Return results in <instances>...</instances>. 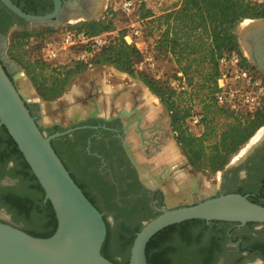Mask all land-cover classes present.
I'll return each mask as SVG.
<instances>
[{
    "label": "flooded vegetation",
    "instance_id": "flooded-vegetation-1",
    "mask_svg": "<svg viewBox=\"0 0 264 264\" xmlns=\"http://www.w3.org/2000/svg\"><path fill=\"white\" fill-rule=\"evenodd\" d=\"M12 1L33 14H44L54 7V0ZM96 1H90L88 8H94ZM250 24L254 23H247ZM15 29L31 28H27L26 21L15 16L0 1V58L12 77L18 70L7 61L3 51L10 33ZM243 30L244 28L240 33V45L246 51ZM260 39L264 45V33L260 35ZM248 56L253 67L264 78V57L255 58L249 53ZM95 84L100 86L102 83L95 82L92 86ZM79 92L82 96L75 93L76 98H71V103L79 108L83 109L93 101L99 102V91L93 93L83 87ZM71 93L72 91L66 95L69 97ZM66 95L56 102L55 109L68 103ZM110 102V98L109 102L100 101V104L105 103L110 109L106 114L84 112L80 118L66 123L61 122L65 119L54 110L45 114L51 121L42 124L43 108L34 102L29 104V109L46 135L54 136L51 140L53 147L86 196L103 213L110 233L109 259L120 264L113 253L118 250L119 245H129L133 234L146 221L159 214L167 201L174 204L189 196L190 192L198 191L195 190L197 184L191 175L194 171L185 163L183 156L179 155L178 161H183V164L175 173L177 167H173L174 163L167 154L168 145L172 141L174 143V140L165 118L162 121L159 116L161 121L157 123L153 109H144L127 117L125 114L121 115L124 108L118 109ZM134 106L137 104L132 107ZM148 110L153 115L150 122H146ZM63 112L66 113L67 110ZM50 117H56L60 121ZM131 136L134 139H130ZM10 137L7 128L0 125V202L8 200L17 203L30 198L38 202L41 190L29 180L31 175L16 156L15 144ZM132 153L138 163L132 160ZM140 153L149 160L157 158L162 161L141 163L137 158ZM29 182L34 185L33 188H29ZM243 182L250 187H244ZM171 192H174L173 195ZM230 192L242 193L264 205V138L245 159L226 169L221 178V187L215 195ZM172 197L174 203L169 201ZM44 201L46 202L45 198ZM27 209L22 207L18 210L23 214ZM0 221L31 233L29 230L32 228L11 221L2 211ZM152 239L150 241L159 264H264V223L241 225L230 221L207 222L194 219L169 226Z\"/></svg>",
    "mask_w": 264,
    "mask_h": 264
},
{
    "label": "trees",
    "instance_id": "trees-1",
    "mask_svg": "<svg viewBox=\"0 0 264 264\" xmlns=\"http://www.w3.org/2000/svg\"><path fill=\"white\" fill-rule=\"evenodd\" d=\"M258 18H264V0H182L179 7L160 16L159 19L162 21L164 29L156 41L155 48L158 52L166 55L171 54L178 67L177 70L186 75L190 89L184 92L176 91L166 81L154 79L143 70L138 69L142 53L135 45L126 43L124 40L126 32L109 39V42L88 62L73 60L67 64L54 65L43 59V47L40 55L37 52L39 56L28 58V50L25 49V46L31 39H41L56 30L25 29L15 37L11 56L22 65L32 84L45 101H51L63 95L72 79L91 65L109 64L120 71L137 75L169 111L170 127L174 133L175 142L189 165L204 174H216L226 168L231 157L264 125V100L260 109L255 113L234 112L219 106L227 113V121L219 125L213 123V119L205 117L203 112L195 109L191 98L194 93L192 89L197 83L196 75H199L200 89H206L208 101L214 100L216 104L215 93L220 73L218 59L226 52H242L237 27L246 19ZM65 29L85 31L89 35L112 31L111 20L107 18L81 21ZM187 94L190 97H187ZM194 113L201 115L199 125H204V131L201 134L191 130L189 119ZM10 138L15 144L16 156L42 194L38 197V202H34L30 198L23 202L8 201L7 203L16 210L27 207L25 213L30 217L33 208L40 215L43 211L46 217L36 228L29 231L30 234L39 237L51 236L58 225L53 205L49 200L44 201L43 187L15 140L12 136ZM250 199L257 202L253 198ZM135 236L136 234H133L129 246L124 245L120 250V253L124 254V260L123 262L119 261L120 264H128L130 248ZM151 240L153 241V239ZM152 241L147 245L148 262L149 264H159V258L154 254L152 248ZM109 248L110 233L107 223V235L102 246V254L108 259L110 258Z\"/></svg>",
    "mask_w": 264,
    "mask_h": 264
},
{
    "label": "water",
    "instance_id": "water-1",
    "mask_svg": "<svg viewBox=\"0 0 264 264\" xmlns=\"http://www.w3.org/2000/svg\"><path fill=\"white\" fill-rule=\"evenodd\" d=\"M11 12L27 23V28L58 30L81 20H97L105 0H97L88 8L84 0H54V7L44 14L26 12L12 0H0ZM244 22L263 23L264 19ZM18 72L24 71L8 60ZM17 74L12 77L0 58V125H4L17 143L33 173L45 191L56 213V231L48 237L32 235L12 224L0 221V264H115L102 254L107 235L103 213L86 196L52 145V138L42 130L29 109L30 103L18 86ZM140 121V120H139ZM264 138L256 139L248 149ZM132 160L138 163L131 154ZM243 158L236 159L239 163ZM227 166V169L232 167ZM200 219L247 223H264V205L247 195L230 192L207 196L197 202L170 205L167 201L160 213L146 221L136 233L130 248L128 264H149L147 245L161 230L188 220Z\"/></svg>",
    "mask_w": 264,
    "mask_h": 264
},
{
    "label": "rangeland",
    "instance_id": "rangeland-1",
    "mask_svg": "<svg viewBox=\"0 0 264 264\" xmlns=\"http://www.w3.org/2000/svg\"><path fill=\"white\" fill-rule=\"evenodd\" d=\"M90 1H92V0H88L86 2V4H89ZM181 1L182 0H136V3H137L136 11L131 15H127V14L122 13L119 10V8H118L119 0H105L104 7H103L98 19L107 18V19L111 20V30L112 31H110L111 34L109 35V39H113L114 37L120 36L122 34V32H127L132 23L137 22L138 20L140 21L142 19L144 21V23H143V38H142L141 47L143 50L147 49L149 51H154L156 53L157 67H158L157 69H158V73L161 75L160 80L168 81L169 79L176 78L178 76L177 75L178 67L174 63V60H173V57L171 54L166 55L164 53L158 52L155 48L156 47V41L159 38L161 31L164 29V25H163L162 21L159 19V17L164 15L168 11L179 7L181 4ZM91 8H93V7L91 6ZM81 21H84V20H81ZM81 21H78V22H81ZM244 21L241 22L237 27V34H238L239 43H240V33L242 32V29L245 27ZM78 22L68 23V24L62 26L60 29H65L68 26L76 24ZM61 32L62 31L59 30L58 34L56 33L57 34L56 36L60 37ZM20 33H21V29H15L10 33V36L6 42V47L3 51V55L6 59L14 61L18 65H20V64L11 56V48H12V45L14 44L15 37ZM45 37L46 36L42 37L41 39H36V38L31 39L30 42L27 44V46H25V49L28 50V52H27L28 58H34L35 55H38V53L40 55L41 48L43 47V44H44L43 40L45 39ZM18 39H20V38H18ZM79 52H80V49H67L61 54V57L59 60L51 62V63L54 65L70 63L74 59H76ZM247 55H248V53H247ZM20 67H22V65H20ZM203 67H206V65H203ZM143 71L145 73H147L149 76L154 77V79H157L154 76L153 72L147 71V70H143ZM200 81H201L200 76L196 75V82L197 83H196L195 87L192 89V91L194 90V93L191 96L192 103H193L195 109L204 113L205 117H207L209 119H213V123H215V124L218 123L219 125H222L223 123H225L227 121V119H226L227 113L223 109H221L219 106H217L215 104L214 100L208 101L207 90L206 89L205 90L200 89ZM17 82H18V85L20 86L21 90L25 94V90H24L25 88L22 87L23 86L22 81L18 78ZM25 82H26V84L29 85L27 77L25 79ZM95 82L102 83L103 85L101 84L99 86V85L95 84L94 86H92V83H95ZM101 86L102 87L103 86H111L113 89L121 88L118 91L124 92L123 95L120 96V98H117L114 95L108 96V97H110L111 103H114L113 104L114 106L119 107L118 109L124 108L123 110H127V111L131 112L132 110H129V109H133L132 106L136 103L137 106H134V107L140 111H143L144 109L155 110L154 117H155L156 122L159 123L161 120L163 121L165 118L166 123L168 124L169 129L171 131L173 140L175 141L174 133L170 127L169 111L161 103L160 99L158 97H156L150 91V89L144 84V82L137 75H131L130 73L120 71L117 68H115L113 65H109V64H97V65L95 64V65L88 66L84 72L80 73L79 75H77L76 77H74L72 79L71 83L69 84V86L67 87V89L63 95H61L60 97H58L54 100H51V101H45L42 99L45 102L44 108L47 105L46 111H44V108H43L44 117L41 120L42 124H48L49 121H51V120L46 118L45 114L48 115L51 112L50 110L48 111L49 108L55 109L56 108L55 107L56 102L62 100L64 98V95H66L72 91L71 95H69L70 99L74 96V93H77L76 94L77 96H82L79 91H80V88H83V87H85L88 90H94V91L100 92L102 90ZM136 89L143 90L146 93V95L151 99V102L150 103H143L141 100H138L137 96H133V92ZM130 93H132L131 96H130ZM126 95H127V97H129L128 102H130V103L126 102V98H127ZM186 96L190 97L188 94ZM37 97L40 98L38 94H37ZM74 98H76V96H74ZM204 99H207V100L204 101ZM95 100H96V98H95ZM98 101H99V99H98ZM74 104L75 103H73L72 106H70L69 108H72L74 106ZM158 108H161L162 112ZM55 110H57V109H55ZM62 113H65V112L62 111ZM66 113H68V112H66ZM163 113H164V115H163ZM152 116L153 115L151 113V110L150 111L148 110L147 116H146V122L152 121ZM159 116H161V120H159V118H158ZM50 119L53 120V119H56V117H54V118L50 117ZM56 120L60 121V119H56ZM61 122H65V121H61ZM161 126H164V125H161ZM190 127H191V130L197 134H201L204 131V125L203 124L198 125V126H190ZM220 130H221V126H220ZM262 130H264V125L262 127H260L255 132V134L244 145H242L240 150L231 157L229 164H232V165L237 164V162L235 160L238 159V157L245 159L248 156V154L250 152H252L254 147L251 149V151L249 153H248L247 149L248 148L250 149L251 145L253 144L254 139L260 135ZM130 139H134V138L132 137ZM135 146H136V144H135ZM167 149H168L167 154L170 155V159L174 163L173 167H177L176 171H175V173H177L180 170V166L183 164L182 163L183 161H178V159H179L178 148L175 145V143H173V141H172L171 144L168 145ZM137 158L141 160V163L156 162L157 160L159 163V161H162L161 159H157V158L149 160V159H147L146 156H144L141 153L139 154V156H137ZM184 161H185V163H187L189 165L185 156H184ZM227 166L225 169L217 172L216 174H204L203 172L194 170L193 167L190 166L192 171L196 172V173L193 172V174H191V175H192V179L194 178V180L197 179V181H198V184L196 183L197 185L195 187V190H197L198 192H196V193L190 192V194H193L192 196H190V194H189V196L182 198V199H179L176 203H174L171 199L169 201L171 203L172 202L174 203L171 205H184V204H188L190 202H197L198 200H202L207 196L215 195L217 193V190L221 187V178L224 175V173L226 172ZM142 173L144 174V172H142ZM191 175L187 174L186 176L191 178ZM29 180L31 181V178ZM210 186H214V189H213L214 191L211 190L213 192L208 191V187H210ZM243 186L248 187V188L250 187L248 184H245L244 182H243ZM33 187H34V185H32L29 182V188H33ZM7 202H8V200L0 202V211L4 212L5 216L7 218H9L11 221H13L19 225L34 229L46 217V214L42 213L40 215L37 210L32 211L31 217L29 215H27L26 213L21 214L18 209L16 210V208H13V206L11 207V205L8 204ZM124 245L129 246L128 243L127 244H121L118 246V250L113 252L114 256L117 257L118 260H120V262H123V260H124V256H123L124 254L120 253V250L122 249V247Z\"/></svg>",
    "mask_w": 264,
    "mask_h": 264
},
{
    "label": "built area",
    "instance_id": "built-area-1",
    "mask_svg": "<svg viewBox=\"0 0 264 264\" xmlns=\"http://www.w3.org/2000/svg\"><path fill=\"white\" fill-rule=\"evenodd\" d=\"M118 8L122 13L131 15L137 9L136 0H119ZM143 23L142 19L132 23L124 35V40L129 45H135L142 53L138 69L151 71L160 80L156 53L147 49L143 50L141 47ZM59 30L62 31L60 37L56 36ZM110 34L111 32H104L98 35H89L85 31L58 29L43 40V59L47 62H54L60 59L65 50L80 49L74 60L88 62L109 42ZM218 66L220 73L215 93L216 104L234 112L255 113L260 109L264 100V78L253 67L247 53L243 49L241 53L238 51L226 52L219 57ZM177 75L176 78L166 81L167 84L176 91H188L190 87L184 73L178 71ZM200 120L201 115L194 113L189 122L191 126H198Z\"/></svg>",
    "mask_w": 264,
    "mask_h": 264
},
{
    "label": "bare ground",
    "instance_id": "bare-ground-1",
    "mask_svg": "<svg viewBox=\"0 0 264 264\" xmlns=\"http://www.w3.org/2000/svg\"><path fill=\"white\" fill-rule=\"evenodd\" d=\"M85 3L88 0H84ZM248 22H245V27L243 30V39H244V43L246 46V51L249 54H252L255 58H259V59H263L264 57V53H263V43L262 40L260 39V35L264 33V24H259V23H254V24H250L247 25ZM263 55V56H262ZM18 78L22 81L23 84V88H25V94L23 92V94L30 100H38L39 98L37 97V94L34 92V90L32 88H30V86L28 84H26L25 79H26V75L23 71H19L17 73V77L16 79L18 80ZM102 90L99 92V102H95L93 101L92 103H87L86 106L81 109L78 106L74 105L72 108L68 109V113H62L59 112V116H63L62 118L65 119V122H67L68 120H73V119H78L81 117V115L83 116L84 112L86 114L89 113H99V114H106L108 113V111H110L109 107H107V105L104 104H100V101L103 100L104 102L108 101L109 102V95H114L116 97H119L121 95H123L124 92H119V89H113L111 86H101ZM136 88V87H135ZM134 88V89H135ZM89 91H93L94 90H89ZM92 93V94H93ZM128 93V92H127ZM126 93V94H127ZM118 95V96H117ZM132 95V93H130V96ZM133 96H137L138 100H141L143 103H150L151 99L146 95V93L141 90V89H136L133 92ZM127 97V95H126ZM135 98V97H134ZM133 100V99H132ZM111 101V100H110ZM129 101V97L126 98V102ZM131 101V100H130ZM111 103V102H110ZM119 103V102H118ZM130 103V102H128ZM111 105V104H110ZM44 106V105H43ZM47 106V105H46ZM45 106V107H46ZM113 106V105H111ZM113 108V107H112ZM159 109V108H158ZM54 111L55 109H48V111ZM142 112L138 109H136L135 107H133L132 111L129 112L127 110H122L121 115L125 114L126 116L130 117L131 115L135 114V113H139ZM57 114V113H56ZM54 116V115H53ZM48 119V118H47ZM264 136V130L261 131L260 135L258 136L259 138H262ZM258 137H256L254 139V141H256V139H258ZM253 141V143H254ZM249 149V148H248ZM247 149V151H248ZM175 168V167H174ZM170 170V169H169ZM184 173V172H183ZM182 174V173H181ZM179 180V179H178ZM177 181V180H176ZM181 183V182H180ZM195 183L198 184L197 179H195ZM178 189V188H177ZM214 189V186H210L208 187V191H211ZM182 192V191H181ZM196 193V191H194ZM174 192H171V194L173 195ZM193 194H190V196H192ZM172 201L174 202L175 200L173 199V197L171 198ZM170 199V200H171ZM171 205V204H170Z\"/></svg>",
    "mask_w": 264,
    "mask_h": 264
},
{
    "label": "crops",
    "instance_id": "crops-1",
    "mask_svg": "<svg viewBox=\"0 0 264 264\" xmlns=\"http://www.w3.org/2000/svg\"><path fill=\"white\" fill-rule=\"evenodd\" d=\"M25 75H26V77H27V80H28V82H29V86H30V88H32L38 95H39V97L41 98V96H40V94L38 93V91H37V89L34 87V85L32 84V82H31V80H30V78L27 76V74L25 73ZM20 88V87H19ZM21 89V88H20ZM22 91V90H21ZM77 94V93H76ZM74 95H75V93H74ZM74 97V96H73ZM42 99V98H41ZM66 102H68V103H66V104H61L59 107H57V110L59 111V112H62V111H66V110H68L69 109V107L70 106H72V103H71V99L68 97V95H66ZM32 101H37V100H32ZM43 108H44V106H43ZM47 110V108L45 107L44 108V111H46ZM46 113V112H45ZM174 143H175V145L177 146V144H176V142L174 141ZM177 148H178V153H179V155L182 157L183 155H182V153L180 152V149H179V147L177 146ZM183 158H184V156H183Z\"/></svg>",
    "mask_w": 264,
    "mask_h": 264
}]
</instances>
